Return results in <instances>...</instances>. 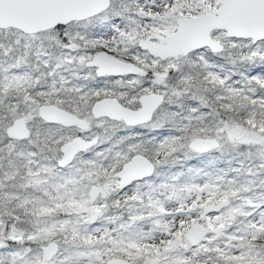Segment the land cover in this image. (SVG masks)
<instances>
[{
    "label": "snow or ice",
    "instance_id": "obj_1",
    "mask_svg": "<svg viewBox=\"0 0 264 264\" xmlns=\"http://www.w3.org/2000/svg\"><path fill=\"white\" fill-rule=\"evenodd\" d=\"M0 264H264V0H0Z\"/></svg>",
    "mask_w": 264,
    "mask_h": 264
}]
</instances>
